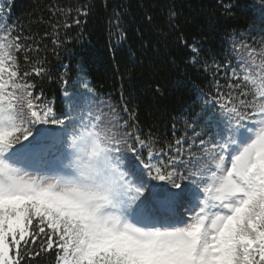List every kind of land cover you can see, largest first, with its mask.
<instances>
[{"label":"snow or ice","instance_id":"6c2138e0","mask_svg":"<svg viewBox=\"0 0 264 264\" xmlns=\"http://www.w3.org/2000/svg\"><path fill=\"white\" fill-rule=\"evenodd\" d=\"M234 7L219 0L225 15ZM249 7L264 15V0ZM50 14L39 38L0 23V264H264V49L209 64L192 45L191 67L213 73L203 127L186 122L157 147L114 106L94 110L90 89L68 98L82 101L75 117L34 91L41 42L63 46L60 31L90 12Z\"/></svg>","mask_w":264,"mask_h":264},{"label":"trees","instance_id":"16d2710c","mask_svg":"<svg viewBox=\"0 0 264 264\" xmlns=\"http://www.w3.org/2000/svg\"><path fill=\"white\" fill-rule=\"evenodd\" d=\"M4 1L0 23L22 27L37 38L51 32L47 22L57 19L50 14L53 5L68 13L69 20L76 8L88 5L86 23L60 31L63 46L53 50L50 37L44 38L40 61L46 72L29 82L58 116L71 113L69 97L90 89L94 110L114 106L121 123L128 120L143 130L145 138L149 134L157 138V147L184 135L186 122L203 127L200 94H214L213 73L202 71V65L191 67L192 45L199 46V58L209 64L230 57L234 46L237 52L264 49V15L249 7L260 0H232L235 7L228 15L218 8L219 0ZM59 18L63 20L64 13ZM20 61L26 64L23 56ZM227 81L222 77V83ZM125 104L131 119L122 111ZM207 135H213L211 128ZM37 259L40 264H55L52 254Z\"/></svg>","mask_w":264,"mask_h":264},{"label":"rangeland","instance_id":"374dc122","mask_svg":"<svg viewBox=\"0 0 264 264\" xmlns=\"http://www.w3.org/2000/svg\"><path fill=\"white\" fill-rule=\"evenodd\" d=\"M2 3H3V2H2V1H0V11H1V6H2Z\"/></svg>","mask_w":264,"mask_h":264}]
</instances>
